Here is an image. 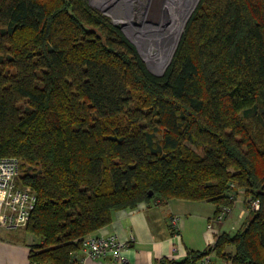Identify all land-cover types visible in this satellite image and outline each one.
<instances>
[{
	"label": "trees",
	"instance_id": "obj_1",
	"mask_svg": "<svg viewBox=\"0 0 264 264\" xmlns=\"http://www.w3.org/2000/svg\"><path fill=\"white\" fill-rule=\"evenodd\" d=\"M0 157L36 197L30 264L73 263L116 211L218 219L241 193L238 230L156 264H264V0H200L160 75L88 0H0Z\"/></svg>",
	"mask_w": 264,
	"mask_h": 264
},
{
	"label": "crops",
	"instance_id": "obj_2",
	"mask_svg": "<svg viewBox=\"0 0 264 264\" xmlns=\"http://www.w3.org/2000/svg\"><path fill=\"white\" fill-rule=\"evenodd\" d=\"M241 206V201H236L222 220L215 218L216 205L207 201L174 199L116 211L112 222L92 235H115L123 241L132 235L134 241L129 242L122 256L95 258L81 250L71 264H156L162 258L181 260L188 251H202L212 246L220 232H235L234 226L240 222L241 227ZM172 217L177 219L175 225L170 223ZM23 232L24 228L0 229V264H30L29 245L34 238L28 242L23 240ZM216 262L232 264L221 258Z\"/></svg>",
	"mask_w": 264,
	"mask_h": 264
},
{
	"label": "rangeland",
	"instance_id": "obj_3",
	"mask_svg": "<svg viewBox=\"0 0 264 264\" xmlns=\"http://www.w3.org/2000/svg\"><path fill=\"white\" fill-rule=\"evenodd\" d=\"M88 1L92 6L97 8L104 15L108 16L111 19V21L115 23L117 26H121L122 24L127 25L123 27V31L126 34V36L137 46L140 55L145 60V62L151 67V69H154V71L160 73L158 68L160 67V64L162 63L164 58L167 55L171 54L172 47H174L175 44V37L172 33H167L165 37L160 39L159 43L155 42V39H157L161 34L156 33L153 35H149L148 33L150 32L146 30V27H153L155 25L154 24L155 21L157 20L161 21V18H159L161 16L160 3L163 6L165 4L175 3V1L177 2L178 0H172V1L165 0V2L164 0L162 1L161 0H88ZM195 1L196 0H180V3L182 2L184 4V2H188L185 5V7L192 8ZM166 6L164 10L167 9ZM168 12H169V16H168L169 22H171L169 24L168 29H171L179 24L180 16L177 18V20H175V17L173 15L176 14L177 11L174 7V4L172 5V9H169ZM137 22H142L144 25H146V27L142 28L138 26ZM162 22H164V20H162ZM145 33L146 36L144 35ZM142 36L143 38L141 39ZM145 37L149 40H144ZM165 39H167V41ZM147 46L149 48H152V51L149 52L155 54L154 60L156 58V61H152V59L149 57L150 53L146 51ZM239 196L240 199L239 200L236 199V201H241L242 203L241 212L243 215L241 217L243 219L242 218L241 219L244 221V218L248 213V209L245 207L243 203L244 202L243 194L241 193L239 194ZM229 213L230 210L227 211V213L223 215V217H226ZM239 222L240 221H238L237 223ZM240 223L237 226L235 225L234 229L237 230V227L239 229ZM22 234H23L22 239L27 242L34 238L32 235L26 233L25 231Z\"/></svg>",
	"mask_w": 264,
	"mask_h": 264
},
{
	"label": "built area",
	"instance_id": "obj_4",
	"mask_svg": "<svg viewBox=\"0 0 264 264\" xmlns=\"http://www.w3.org/2000/svg\"><path fill=\"white\" fill-rule=\"evenodd\" d=\"M19 173L20 161L17 158L0 157V229L24 228L35 207V194L17 183ZM251 206L254 210L259 209V200H253ZM225 213L224 211L218 219L221 220ZM176 221V217L170 219L172 225H175ZM131 241H134L132 235L128 241H123L115 235H91L85 239L83 250L89 257L119 259ZM200 264H217V262L212 254H207Z\"/></svg>",
	"mask_w": 264,
	"mask_h": 264
},
{
	"label": "bare ground",
	"instance_id": "obj_5",
	"mask_svg": "<svg viewBox=\"0 0 264 264\" xmlns=\"http://www.w3.org/2000/svg\"><path fill=\"white\" fill-rule=\"evenodd\" d=\"M188 2H184L183 4V7H182V13H181V16H180V20H179V24L176 25L174 28H171V29H164V26H157V27H150V28H153V29H146L148 32L149 35H153V34H156V33H159L161 34L157 39H155V42H158L160 41V39H162L163 37H165V35L167 33H172L175 37V39H177V37L180 35L181 33V30L183 29V24H184V21H185V18L187 17V14L190 12L191 8L190 7H185V5L187 4ZM185 7V8H184ZM178 12H179V9H178ZM178 14V13H177ZM177 14H174V15H177ZM144 15V14H143ZM172 16V15H171ZM146 22V21H145ZM152 31V32H151ZM146 32V31H145ZM146 36V33L144 34ZM143 38V36L141 37V39ZM136 39V38H135ZM144 40H149L145 37ZM144 42V41H142ZM148 44V43H147ZM142 47V46H141ZM144 47V46H143ZM146 51H152V48H149L148 46L146 47ZM150 53V58L152 59V61H156V58L154 60V56L155 54H152L151 52ZM171 54L167 55L164 60L162 61V63L160 64V67L158 68V70L160 72L163 71L165 65L167 64L168 60H169V57H170ZM157 57V56H156Z\"/></svg>",
	"mask_w": 264,
	"mask_h": 264
},
{
	"label": "flooded vegetation",
	"instance_id": "obj_6",
	"mask_svg": "<svg viewBox=\"0 0 264 264\" xmlns=\"http://www.w3.org/2000/svg\"><path fill=\"white\" fill-rule=\"evenodd\" d=\"M162 1V0H161ZM172 1V0H171ZM164 2H165V0H164ZM174 4V7H175V9H176V14L177 15H173L174 17H175V20H177V18L179 17V16H181V12H182V7H183V3L181 2L180 3V0H178L177 2L175 1V3H172V4H165V5H161V3H160V7H161V16L159 17V18H161V21H155L154 22V26L153 27H157V26H165L167 23H169V12H168V10L169 9H172V5ZM167 5V6H166ZM165 6H166V10H164V8H165ZM178 9H179V12H178ZM180 14V15H179ZM162 18H165V19H162ZM162 20H164V22H162ZM137 24H138V26H140V27H146V25H144L142 22H137ZM170 24V23H169ZM166 27H169V26H166ZM166 27H164V29H167ZM148 28H150V27H146V29H148ZM145 32V31H144Z\"/></svg>",
	"mask_w": 264,
	"mask_h": 264
},
{
	"label": "water",
	"instance_id": "obj_7",
	"mask_svg": "<svg viewBox=\"0 0 264 264\" xmlns=\"http://www.w3.org/2000/svg\"><path fill=\"white\" fill-rule=\"evenodd\" d=\"M199 1H200V0H196V1H195V3H194V5H193V7L191 8L190 12L187 14V17L185 18V21H184V24H183V29L181 30V33H183L184 28H185V25H186L187 21L189 20L191 14H192L193 11L195 10V8H196L197 4L199 3ZM169 23H171V22H169ZM169 23H167L164 27L169 26ZM125 26H127V25H125V24L123 25V24H122V25L119 26V27L123 30V27H125ZM166 28H168V27H166ZM181 33H180V35L177 37V39H175V44H174V47H172L171 55H170L169 60H168L167 64L165 65V67H164V69H163L162 72L157 73L156 71H154V69H151V67L146 63L147 66H148V68L151 70V72H153V73H155V74H158V75L163 74V73L165 72L166 68H167L168 65L170 64V62H171V60H172V58H173V55H174V53H175V51H176V49H177V46H178L179 41H180L181 36H182ZM167 39H168V38H167ZM167 39H165V40L167 41ZM169 41H170V40H169ZM143 60H144V59H143ZM144 61H145V60H144ZM150 194H152V192H150Z\"/></svg>",
	"mask_w": 264,
	"mask_h": 264
}]
</instances>
